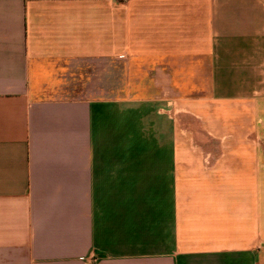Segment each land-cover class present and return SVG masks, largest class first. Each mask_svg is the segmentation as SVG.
<instances>
[{"label":"crops","instance_id":"obj_1","mask_svg":"<svg viewBox=\"0 0 264 264\" xmlns=\"http://www.w3.org/2000/svg\"><path fill=\"white\" fill-rule=\"evenodd\" d=\"M0 264H264V0H0Z\"/></svg>","mask_w":264,"mask_h":264},{"label":"built area","instance_id":"obj_2","mask_svg":"<svg viewBox=\"0 0 264 264\" xmlns=\"http://www.w3.org/2000/svg\"><path fill=\"white\" fill-rule=\"evenodd\" d=\"M121 1H127V0H121Z\"/></svg>","mask_w":264,"mask_h":264}]
</instances>
